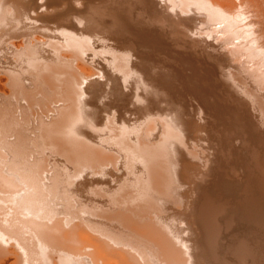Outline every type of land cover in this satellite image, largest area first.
I'll use <instances>...</instances> for the list:
<instances>
[{"label": "bare ground", "instance_id": "1", "mask_svg": "<svg viewBox=\"0 0 264 264\" xmlns=\"http://www.w3.org/2000/svg\"><path fill=\"white\" fill-rule=\"evenodd\" d=\"M0 264H264V0H0Z\"/></svg>", "mask_w": 264, "mask_h": 264}]
</instances>
